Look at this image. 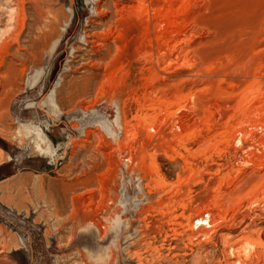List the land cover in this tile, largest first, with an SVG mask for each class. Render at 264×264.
I'll return each mask as SVG.
<instances>
[{"label":"rangeland","instance_id":"obj_1","mask_svg":"<svg viewBox=\"0 0 264 264\" xmlns=\"http://www.w3.org/2000/svg\"><path fill=\"white\" fill-rule=\"evenodd\" d=\"M96 1L42 0L43 46L0 50V264H264V0L177 1L171 28L161 0L127 22ZM88 19L112 53L83 50Z\"/></svg>","mask_w":264,"mask_h":264},{"label":"bare ground","instance_id":"obj_2","mask_svg":"<svg viewBox=\"0 0 264 264\" xmlns=\"http://www.w3.org/2000/svg\"><path fill=\"white\" fill-rule=\"evenodd\" d=\"M9 1V0H8ZM8 1H4L1 3V7L2 8H7L8 7V11L6 12H2L0 14V17L3 16V14H5L7 17H6V21H4L3 23V20L4 19H0V24H2L3 27H0V50H5L8 54V52L14 50V52L16 54H19V50L18 49H15L14 46H13V42H17L19 46H21V39L23 38L24 40L26 39V41L24 42L23 44V48L24 50H26L27 52L34 48V47H39V46H43V44L47 41L48 37L50 36V34L56 30V24L59 20V17H60V14L59 12L57 11H54L52 8H47V9H44L42 7V5H40V3L42 2V0H32L34 2V9L36 11V14H37V17L34 21L35 24H38L40 25L41 27L39 28V31L38 32H33L32 29L31 31H29L28 29V24H27V13H26V8H25V5H24V1L25 0H10V3ZM139 2V4L137 6H135L136 4L134 3V5H128L127 4H123L121 7H119V5H117V3L114 5L116 6L115 8L110 4V3H107L109 2V0H100V1H96L95 3V10L100 13V14H109L110 12H112L114 15H117L118 13L121 14L123 12H126L127 13V17L125 18V22L129 20H133L135 17L139 18V16L141 15H145V14H148L149 15V11H150V8H148V5H146V0H136ZM158 1V0H157ZM163 1V4L159 5L156 3V7L155 9H152L155 12V17H156V20L159 19V18H167L168 19V25L170 26V28L172 27L171 24V13H179L178 8H180L179 6L177 7V9H175V2L179 1L181 2V7L185 6L187 3L188 0H161ZM133 2V1H132ZM159 2V1H158ZM121 3V2H120ZM149 3V2H148ZM162 3V2H161ZM12 6H10V5ZM119 4V3H118ZM10 6V7H9ZM48 6V5H47ZM118 6V7H117ZM154 8V7H153ZM96 12V13H97ZM151 12V13H152ZM111 13V14H112ZM180 14V13H179ZM122 15V14H121ZM174 15V14H173ZM113 16V15H112ZM147 16V15H146ZM145 16V17H146ZM154 16V15H153ZM107 17V16H106ZM125 17V16H124ZM144 17V16H142ZM4 18V17H3ZM110 18V17H109ZM148 18H151L148 16ZM180 18V17H179ZM116 19V18H115ZM147 19V18H146ZM108 20V19H107ZM118 20V19H116ZM123 20V19H122ZM138 20V19H137ZM140 21H142L141 19H139ZM114 21V20H113ZM113 21L110 20L109 22L105 23L102 21V19H99V20H94V19H88L87 21V24H86V27L84 28V34H85V44L87 45L86 47H83V50H86L87 47L91 50H94L95 48H97V52H100L101 50H106L108 52V54L112 53V50H113V46H112V43L111 45H108V42H107V37L112 35V32H114L116 30V26L115 28L113 27ZM163 21V20H162ZM124 22V21H123ZM150 22V21H148ZM158 22V21H157ZM165 22V21H164ZM120 23V22H119ZM174 24L176 23L177 25V21H174L173 22ZM160 24V23H159ZM162 24V23H161ZM115 25V24H114ZM163 25V24H162ZM102 26V35H104V38L102 39H99V36H100V32L99 30L97 31L98 28H100ZM165 26H166V23H165ZM160 27V26H158ZM119 28V27H118ZM118 30V29H117ZM170 30V29H169ZM169 30H167L169 32ZM119 31V30H118ZM176 31V30H175ZM99 32V33H98ZM173 32V31H172ZM170 34L171 33V30H170ZM176 34V33H175ZM33 35V37L31 36ZM123 36V35H122ZM114 37V36H113ZM116 37V35H115ZM114 37V38H115ZM169 37V36H168ZM110 38V37H109ZM117 38V37H116ZM118 39V38H117ZM123 39V38H122ZM119 40V39H118ZM119 41H122V40H119ZM112 42V41H111ZM115 42V41H113ZM168 43V42H167ZM169 44V43H168ZM115 46H118V45H115ZM169 46V45H168ZM121 47V46H120ZM119 47V48H120ZM172 47V46H171ZM173 48V47H172ZM116 49V48H115ZM118 49V48H117ZM116 49V50H117ZM171 49V48H170ZM115 50V52H116ZM120 51V50H119ZM168 51V50H167ZM77 54L75 55L76 58H80L81 60H85V55L84 53H80V51L76 50ZM171 52V51H170ZM29 53V52H28ZM103 54V53H102ZM106 54V53H105ZM117 54V52L115 53V55ZM104 56V55H103ZM103 56H102V59H103ZM106 58V57H104ZM24 60H25V57H24ZM88 60V59H87ZM111 60V59H110ZM93 62V61H92ZM171 62V61H170ZM162 63V62H161ZM80 64V63H79ZM87 64V63H86ZM83 63V65H86ZM89 65V64H88ZM100 65V64H99ZM167 66V65H166ZM85 68V67H84ZM111 71V70H110ZM171 71V70H170ZM14 73V72H12ZM117 73V72H116ZM16 73H14L15 75ZM12 75V74H10ZM116 75V74H115ZM8 76V75H7ZM149 82V81H148ZM157 82V81H156ZM262 82V81H261ZM103 88V87H102ZM164 88V87H163ZM166 89V88H165ZM259 92H261V90H259ZM3 93H6L3 92ZM263 93V91L261 92ZM255 94H259V93H255L254 92V95ZM245 95V94H243ZM256 96V95H255ZM253 96V97H255ZM257 97V96H256ZM244 102L241 103V107H244L243 104H245L246 100L245 99L243 100ZM247 105V103H246ZM245 105V107H246ZM167 115L168 113L170 112L169 111V108L171 107V102L170 101H167ZM165 106V107H166ZM240 107V105H239ZM240 107V108H241ZM87 106L82 109L83 111H87L88 109H86ZM91 108V107H89ZM123 109V108H122ZM260 109V108H259ZM264 109V108H263ZM90 110V109H89ZM243 110V109H242ZM244 111V110H243ZM121 112V111H120ZM171 113V112H170ZM149 114V113H148ZM155 114V113H154ZM163 114V113H162ZM160 115V114H159ZM164 116V115H163ZM157 117H155L154 115L152 116H143L141 119H143L145 122H149L152 126L153 124V129H154V122L156 120ZM140 119V118H139ZM121 120V123L119 124V127L122 128L125 133L127 135H129V126H128V121L125 119V116L123 118H120ZM158 121V120H157ZM118 122V120H117ZM156 123V122H155ZM241 123V122H240ZM138 125V124H136ZM140 125V124H139ZM131 127V126H130ZM156 128V127H155ZM152 129V128H151ZM152 129V130H153ZM157 129V128H156ZM241 129V128H240ZM136 130V128H135ZM151 130V131H152ZM131 131V130H130ZM136 132V131H135ZM133 133V132H131ZM88 134V135H87ZM134 134V133H133ZM132 135V134H130ZM84 136L86 137L84 140V142H90L89 138L90 139L93 137V132H89V133H85ZM126 136V135H125ZM134 136H136L134 134ZM127 137V136H126ZM125 138V137H124ZM130 138V137H128ZM131 138H133L131 136ZM37 141H36V145H37V148L41 151V152H48L49 151V147H47L48 143H47V140L45 137L41 136L40 134H38L37 136ZM127 139V138H126ZM101 140V139H100ZM24 141V140H23ZM98 141V140H97ZM102 141V140H101ZM100 141V142H101ZM99 142V141H98ZM35 143V142H34ZM126 143V142H125ZM84 144V143H83ZM49 146V145H48ZM81 147V146H80ZM80 151V150H79ZM51 152V151H50ZM104 152V151H103ZM49 153V152H48ZM54 153V152H53ZM42 154V153H41ZM44 154V153H43ZM51 154V153H50ZM106 155V154H105ZM49 156V155H48ZM53 156V155H52ZM102 156V155H101ZM149 156V155H148ZM143 157V156H142ZM148 158V157H147ZM150 158V157H149ZM142 161V160H141ZM154 161V160H153ZM156 161V160H155ZM154 161V163H155ZM139 162V161H138ZM156 165V164H154ZM153 165V166H154ZM135 166V165H134ZM139 167V166H138ZM106 169V168H105ZM156 169V168H155ZM158 170V169H157ZM107 171V170H106ZM104 173V172H103ZM96 174V173H95ZM80 176V175H79ZM72 186V185H71ZM93 188V187H92ZM101 188V187H100ZM94 189V188H93ZM83 193V192H82ZM221 201V200H220ZM43 202H45L43 200ZM92 202V201H91ZM93 203V202H92ZM43 205H45L43 203ZM38 207V206H37ZM36 207V208H37ZM73 209V208H72ZM218 215V214H217ZM216 220V219H215ZM206 221V223L204 224H207V225H211L212 223H210V218H206V219H199L197 221V223H201L203 224V222ZM216 224L218 223L217 220L215 221ZM214 223V221H213ZM215 224V223H214ZM212 226V225H211ZM3 239V238H2ZM59 239V238H58ZM246 239V238H245ZM249 240V239H248ZM69 241V240H68ZM251 241V240H250ZM248 242V243H245V244H242L240 243L241 245V250L243 249H246L248 252V245L251 243V242ZM254 242V241H253ZM259 242V241H258ZM235 243V241H234ZM238 243V242H237ZM235 243V244H237ZM255 243V242H254ZM63 244V243H62ZM239 244V243H238ZM252 244V243H251ZM239 245V246H240ZM253 245V244H252ZM238 246V250H240V247ZM250 246V245H249ZM235 247V246H234ZM5 248V247H4ZM233 248V247H232ZM234 248V249H236ZM233 249V250H234ZM236 249V250H237ZM232 250V249H231ZM243 250L241 252H243ZM237 251V253L239 252ZM235 253V252H234ZM245 253V251L243 252ZM233 254V253H232ZM242 254V253H241ZM246 254V253H245ZM235 255V254H234ZM249 255V254H248ZM246 255V256H248ZM237 256V254H236ZM239 256V255H238ZM240 258V257H239ZM264 258V257H263ZM242 259V258H241ZM238 263V262H237ZM258 263V262H257ZM243 264V263H242Z\"/></svg>","mask_w":264,"mask_h":264}]
</instances>
